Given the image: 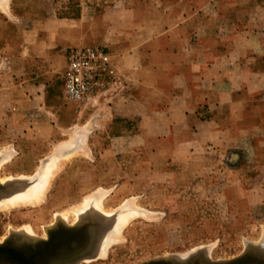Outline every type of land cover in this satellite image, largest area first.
Masks as SVG:
<instances>
[{
	"label": "crops",
	"instance_id": "1",
	"mask_svg": "<svg viewBox=\"0 0 264 264\" xmlns=\"http://www.w3.org/2000/svg\"><path fill=\"white\" fill-rule=\"evenodd\" d=\"M35 1L28 7H22L20 0L0 4V12L16 19L18 13H30L25 20L0 26L1 31L12 30L17 45L25 46L24 53L19 56L16 51L10 58V73H0V99L8 93L12 103L21 89L28 100L49 96L53 48L105 44L111 50L114 76L106 90L104 125L120 118L133 126L113 134L112 140H120L125 147L135 145L138 167L146 166L151 178L168 172L164 186H186L191 190L184 198L208 207L217 204L214 188L219 180L225 179L228 185L235 180L231 174L248 168L249 183L257 180L258 172L264 173L258 159L259 153L264 155L263 17L250 15L240 24L232 19L234 5H216L212 10L218 32L210 40L189 30L196 14L209 24L205 15L209 7L195 13L189 0ZM0 42L6 43L3 38ZM210 43L216 45V52H208ZM197 44L201 51H194ZM6 78L11 80L8 85ZM3 109L0 105V119L5 123ZM75 151L53 156L51 164L67 160ZM120 159V150L111 144L88 170L91 174L103 166L108 171L107 165ZM244 189L250 194V185ZM102 194L90 198L102 202ZM175 194L170 190L163 198L173 219L179 215L173 216L168 205L177 201ZM249 194L247 199L253 203ZM145 212L133 208L124 213ZM207 214L213 220L212 213L203 219Z\"/></svg>",
	"mask_w": 264,
	"mask_h": 264
},
{
	"label": "rangeland",
	"instance_id": "2",
	"mask_svg": "<svg viewBox=\"0 0 264 264\" xmlns=\"http://www.w3.org/2000/svg\"><path fill=\"white\" fill-rule=\"evenodd\" d=\"M43 1L45 0H37V3ZM7 2L8 0H0L3 6ZM32 3L36 1L20 0L22 7H28ZM189 3V8L193 6L195 13L201 7H209L205 13L209 24H205L204 18L196 14L190 21L189 30L196 37L208 36L210 40L215 39L218 32L216 14L212 10L216 5H234L230 8L233 12L232 19H238L240 24L250 15L264 18V0H189ZM25 15L30 13H18L19 18L16 19L9 13L0 12V26L7 21L15 24L25 20ZM15 37L14 32L8 28L0 30V39L3 38L6 42L4 45L0 42L1 74L10 73V58L16 51L19 56L20 52H25V46L17 45ZM89 46H103L110 58L109 46ZM53 49L54 67L51 69L53 76L49 81V96L28 100L25 89L20 88L21 92L15 96V103H11L8 93L0 99V105L6 112L2 114L3 121L6 122L3 123L0 119V151H8L7 158L4 161L0 159V183L16 184L11 190L13 192H7L8 195H22L26 192L33 193L32 187L40 183L42 176L46 179L38 202L20 203L13 208L0 210V242L18 236L16 242L26 241L34 250H38L35 242L40 238H47V229L52 226L62 224L66 231L67 226L87 223L85 231L90 236L91 231H101L109 224L111 217L117 222L121 213L138 208L140 212L141 209L146 212L134 215L119 230L116 229L119 224L114 222L109 227L107 232L115 241L108 246L103 257L85 258L80 264H140L171 255L187 258L198 251H203L212 261H223L244 253L249 242L264 244L263 172H258L257 180L249 183L248 168L247 171L231 174V179L235 180L228 182V185L225 179L219 180L218 186L214 188L217 204L212 206L207 207L198 201L184 198L189 195L190 188L176 187L174 183L172 189L164 186L168 178H163L168 177V172L161 171L156 174V178H151V173L144 169L146 166L138 167V148L135 145L125 147L120 140H112L113 134L119 135L126 129L130 131L133 126L127 125L120 118H116L110 126L104 125L103 108L109 95L106 92L108 87L88 100H71L66 96L64 73L66 50L70 48ZM201 49V45H194V51ZM208 52H216V45L210 43ZM22 70L24 73V69ZM5 80L7 85L11 83L10 79ZM2 86L0 82V88ZM4 117L8 118L5 120ZM98 119L101 120L100 123H96ZM111 144L120 150L122 160L108 164V171L102 166L90 174V165ZM73 150H76L75 153H71L67 160L61 158L56 163L57 166L51 164L53 156L64 155ZM258 159L259 164L263 165L264 155L259 153ZM226 175L229 177L230 174L224 173L225 177ZM248 185L251 187L250 194L244 189ZM170 190L177 194L174 196L177 201L168 205L173 216L179 215L174 219L167 215L168 210L163 200ZM97 192H100L99 195L104 194L100 210L94 207L92 201L87 209L79 210L88 198L97 196ZM247 194L251 195L253 203L249 202ZM228 200L230 202L226 205L224 201ZM177 206L181 208L179 212ZM206 213H212L213 220L209 219L208 214L203 219ZM199 224L205 227L202 230L191 228ZM21 231L24 234H19Z\"/></svg>",
	"mask_w": 264,
	"mask_h": 264
},
{
	"label": "water",
	"instance_id": "3",
	"mask_svg": "<svg viewBox=\"0 0 264 264\" xmlns=\"http://www.w3.org/2000/svg\"><path fill=\"white\" fill-rule=\"evenodd\" d=\"M14 189L13 183H0V196ZM87 223L78 226H67L66 231L62 224L47 229V238H40L35 242L38 250L32 248L34 259H39L47 264H73L96 251L100 231H91V235L85 231ZM264 244L248 243L247 249L241 255L223 261H212L202 251L191 254L187 258L176 255L158 257L144 261L140 264H264ZM5 250L0 246V251ZM21 263L28 264L22 256L13 251L6 250Z\"/></svg>",
	"mask_w": 264,
	"mask_h": 264
},
{
	"label": "built area",
	"instance_id": "4",
	"mask_svg": "<svg viewBox=\"0 0 264 264\" xmlns=\"http://www.w3.org/2000/svg\"><path fill=\"white\" fill-rule=\"evenodd\" d=\"M66 58L64 82L69 99L88 100L110 83V58L103 46L73 47Z\"/></svg>",
	"mask_w": 264,
	"mask_h": 264
},
{
	"label": "bare ground",
	"instance_id": "5",
	"mask_svg": "<svg viewBox=\"0 0 264 264\" xmlns=\"http://www.w3.org/2000/svg\"><path fill=\"white\" fill-rule=\"evenodd\" d=\"M8 151H4V150H2V151H0V159H1V161H4L6 158H7V156H8V153H7ZM49 173V172H48ZM50 175V174H49ZM30 181V180H29ZM46 181V179H45V176H42V178H41V180H40V183L38 184V185H35L34 187H32V189H33V193H23L22 195L21 194H17V195H15L14 193V195L12 194H10V195H8L9 193H5L4 195H2V196H0V210L1 209H8V208H10V207H14V206H17V205H19L20 203H22V204H27V203H31V204H33L34 202H38L40 199V196H42V193H43V191H44V182ZM31 182V181H30ZM36 184V183H35ZM16 184H14V186H15ZM23 185V184H22ZM21 185V186H22ZM17 186V185H16ZM24 187H25V185H23ZM19 187V186H18ZM14 191V190H13ZM13 191H11V192H13ZM19 193V192H18ZM6 196V197H5ZM90 201H92L94 204H95V208L96 209H98V210H100L99 209V206H101V200H100V198H96V199H93V200H90V198H88L86 201H85V203L82 205L83 207H81L79 210H85V209H87V207H89V204H90ZM79 210H76V212H79ZM83 210V211H84ZM102 210V209H101ZM82 212V211H81ZM88 212V211H87ZM87 212H85V216H87L88 214H87ZM81 215L82 213H78V215ZM106 214V213H105ZM108 214V213H107ZM106 214V215H107ZM135 213H128V215L127 214H125V213H123V214H121V216H120V219H119V221H118V219H117V221L119 222V223H117L116 222V220H114L113 221V218L111 217L110 218V223L109 224H107L103 229H101V231H100V237H99V240H98V245H97V248H96V251L93 253V254H91L90 256H88V257H85V258H89V259H91V258H98V257H103L105 254H106V252H107V248H108V246L112 243V242H114L115 241V238L112 236V235H109V231H108V229H109V227L110 226H112V224H113V222H114V224L116 223V224H119V225H117V230H119L120 229V227H121V225L129 218V217H131V216H133ZM107 216H112V215H107ZM96 217V216H95ZM97 219V218H96ZM102 219V218H101ZM80 220V219H79ZM113 224V225H114ZM108 231V232H107ZM15 232V231H14ZM22 233V231L19 233V234H21ZM18 234V233H17ZM22 234H24V232L22 233ZM25 235H27V234H25ZM26 237V236H25ZM28 237V236H27ZM31 237V236H30ZM29 238V237H28ZM33 239V238H32ZM15 242V241H14ZM13 242V243H14ZM28 246V245H27ZM264 246V245H263ZM25 247H26V245H25ZM29 247V246H28ZM27 248V247H26ZM31 250V249H30ZM84 258V259H85ZM80 262H81V260H79V261H77L76 263H73V264H80ZM46 264V263H45Z\"/></svg>",
	"mask_w": 264,
	"mask_h": 264
},
{
	"label": "flooded vegetation",
	"instance_id": "6",
	"mask_svg": "<svg viewBox=\"0 0 264 264\" xmlns=\"http://www.w3.org/2000/svg\"><path fill=\"white\" fill-rule=\"evenodd\" d=\"M18 236L10 238L5 242H0V246L5 250L0 251V264H21L12 253L6 251H13L18 255L22 256L26 260L28 264H45V262L41 261L38 255H35L34 259L31 260L30 256H33L32 246L26 241L16 242ZM16 239V240H15ZM15 241V242H14ZM14 242V243H13ZM26 245V247H25ZM29 247H28V246ZM31 249V250H30ZM47 264V263H46Z\"/></svg>",
	"mask_w": 264,
	"mask_h": 264
}]
</instances>
